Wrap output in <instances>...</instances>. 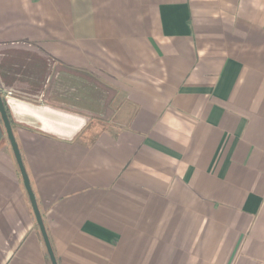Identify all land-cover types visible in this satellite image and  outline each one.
Instances as JSON below:
<instances>
[{
    "label": "crops",
    "instance_id": "crops-1",
    "mask_svg": "<svg viewBox=\"0 0 264 264\" xmlns=\"http://www.w3.org/2000/svg\"><path fill=\"white\" fill-rule=\"evenodd\" d=\"M0 92L57 264H264V0H0ZM0 128V264H49Z\"/></svg>",
    "mask_w": 264,
    "mask_h": 264
},
{
    "label": "water",
    "instance_id": "water-1",
    "mask_svg": "<svg viewBox=\"0 0 264 264\" xmlns=\"http://www.w3.org/2000/svg\"><path fill=\"white\" fill-rule=\"evenodd\" d=\"M0 120H1L2 125H3L5 135H6L8 141L10 143L11 150H12V153L14 155V158H15L18 170H19V174H20V177H21V180L23 183V187H24L25 192L28 196V200H29V203L31 206V210H32L35 222H36L38 229L40 231V234H41V237L43 240V244H44L45 250L47 252V255L49 257L50 263L51 264H57L56 259L54 257V253L52 251V248H51V245L49 242V239H48V236H47V233H46V230H45V227H44V224H43V221H42V218H41L40 211H39L37 203H36L34 193L31 189L30 182H29L28 176L26 174V171H25L22 159H21V155H20L17 143H16L15 138H14L13 133H12V127H11L10 121L8 119V116H7L5 108H4V102H3L1 92H0ZM2 136H3V131L0 128V140L2 139Z\"/></svg>",
    "mask_w": 264,
    "mask_h": 264
},
{
    "label": "rangeland",
    "instance_id": "rangeland-1",
    "mask_svg": "<svg viewBox=\"0 0 264 264\" xmlns=\"http://www.w3.org/2000/svg\"><path fill=\"white\" fill-rule=\"evenodd\" d=\"M3 140L5 141V144L8 146V148L11 149L10 143H9V141H8V139H7V137H6V135H4ZM11 151H12V150H11ZM26 195H27V194H26Z\"/></svg>",
    "mask_w": 264,
    "mask_h": 264
},
{
    "label": "built area",
    "instance_id": "built-area-1",
    "mask_svg": "<svg viewBox=\"0 0 264 264\" xmlns=\"http://www.w3.org/2000/svg\"><path fill=\"white\" fill-rule=\"evenodd\" d=\"M12 94L10 93V92H8V93H6L5 94V97L4 98H8V97H10Z\"/></svg>",
    "mask_w": 264,
    "mask_h": 264
},
{
    "label": "trees",
    "instance_id": "trees-1",
    "mask_svg": "<svg viewBox=\"0 0 264 264\" xmlns=\"http://www.w3.org/2000/svg\"><path fill=\"white\" fill-rule=\"evenodd\" d=\"M0 125H1V120H0ZM46 257H47L48 260H49V257H48V255H47V252H46ZM49 264H51V263H50V260H49Z\"/></svg>",
    "mask_w": 264,
    "mask_h": 264
}]
</instances>
